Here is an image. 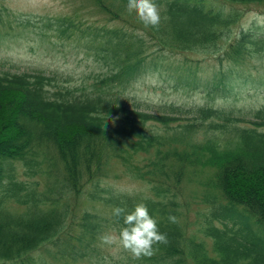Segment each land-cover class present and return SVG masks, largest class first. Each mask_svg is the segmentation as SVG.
<instances>
[{"label": "trees", "instance_id": "16d2710c", "mask_svg": "<svg viewBox=\"0 0 264 264\" xmlns=\"http://www.w3.org/2000/svg\"><path fill=\"white\" fill-rule=\"evenodd\" d=\"M85 1L108 19L72 12L56 33L87 37L107 71L72 86L58 72L0 66V264H47L44 250L59 264H264V92L247 110L130 95L150 68L211 96L264 91V33L236 30L240 7L264 0H156V28L127 0ZM11 14L0 1V32L24 24ZM199 197L211 245L190 232ZM139 202L168 243L139 260L101 255L99 236L123 224L113 208Z\"/></svg>", "mask_w": 264, "mask_h": 264}, {"label": "rangeland", "instance_id": "374dc122", "mask_svg": "<svg viewBox=\"0 0 264 264\" xmlns=\"http://www.w3.org/2000/svg\"><path fill=\"white\" fill-rule=\"evenodd\" d=\"M8 6L20 22L18 27L0 32V66L12 68L13 70H24L30 68H41L51 72H58L62 78L68 79L72 86L80 85L86 76L95 72L107 71V64L94 53V48L90 46L87 37L79 38L78 35L71 37L60 36L56 32L58 17L61 15L78 12L79 19L90 18L96 24H103L108 19L106 14H89L90 6L85 0H0ZM75 1L77 5H75ZM91 4V2L89 1ZM243 17L238 23L236 30L242 28L255 29L264 33V6L248 5L241 6ZM4 15H7L5 11ZM97 17V18H96ZM107 18V19H106ZM29 21V23H28ZM260 64V63H256ZM213 69L206 68V74H210ZM204 74V76H207ZM175 75L167 70L150 68L139 78L130 90V95L137 101L150 106H159L166 102H176L180 104H198L213 102L216 105L233 106L243 110L254 107L263 98L260 94L264 91L256 90H234L230 94L209 95L203 89H187L177 85ZM237 91V92H236ZM242 91V92H241ZM19 164V171L23 166ZM18 164L17 166L18 168ZM116 170V169H115ZM118 184L123 188L143 187L144 183L128 182L127 179L119 180ZM194 203L189 211L191 221L190 232L196 233L198 238H205L211 245L212 239L205 236L202 229V216L197 212L201 211L204 203ZM218 225L221 222L216 221ZM101 255L117 254L120 250L110 246H105L97 242ZM47 264H59L48 250L42 252ZM41 259H39L41 261ZM77 264V263H76ZM78 264H94L92 261H79Z\"/></svg>", "mask_w": 264, "mask_h": 264}, {"label": "clouds", "instance_id": "9594fccd", "mask_svg": "<svg viewBox=\"0 0 264 264\" xmlns=\"http://www.w3.org/2000/svg\"><path fill=\"white\" fill-rule=\"evenodd\" d=\"M126 10L135 13L145 27L159 26L161 16L156 0H127ZM113 216L122 218L123 224L118 231H109L99 236L102 245L115 247L128 254L133 260L154 255L159 244H167L168 238L160 232L158 222L148 210L144 202L136 203L131 211L125 207H114ZM169 221L175 223L176 217L169 216Z\"/></svg>", "mask_w": 264, "mask_h": 264}]
</instances>
